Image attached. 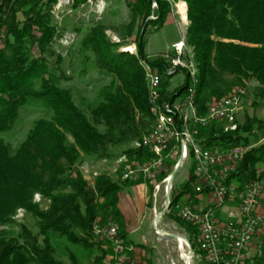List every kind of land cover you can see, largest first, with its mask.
Wrapping results in <instances>:
<instances>
[{"label": "trees", "instance_id": "16d2710c", "mask_svg": "<svg viewBox=\"0 0 264 264\" xmlns=\"http://www.w3.org/2000/svg\"><path fill=\"white\" fill-rule=\"evenodd\" d=\"M56 2L0 0V264H67L61 256L70 264H81L68 245L88 250L94 257L92 264H105L109 251L98 248L94 234L102 215L113 219L126 245H133L118 208L123 185L105 175L92 185L79 166L85 157L112 159L113 148L141 139L153 127L140 61L165 74L168 64L150 60L145 53L146 34L149 25L164 26L173 3L187 4V44L194 50L199 71V114L207 115L214 100L223 99L234 85L249 79L258 84L255 90L264 98V0H135L132 13L143 22L137 33V57L124 51L126 45L108 40L101 23H95L79 40L76 58L83 64L82 73L91 67L111 81L100 91L95 107L87 103L86 109L77 105L72 88L61 86L70 77L61 68L64 57L54 48L59 32L51 8ZM73 2L76 9L87 4L86 0ZM153 2L159 8L155 22L148 21ZM189 81L187 76L183 87L171 91L164 79L159 103L176 100ZM34 102L43 104L51 117L35 120L14 152L3 135L14 129L21 110ZM253 131L263 138L264 120L247 117L237 132L226 134L217 123L201 129L199 139L209 149H229L254 143L250 140ZM134 155L142 159L148 154L144 150L129 152L130 157ZM263 165L264 146L253 148L226 181L239 186L264 183ZM196 182L192 168L183 189L173 198L171 213L184 196H197ZM35 195L40 196V203L34 201ZM19 209L33 220L32 226L14 219ZM170 216L195 234L192 226ZM193 238L190 241L201 257L199 264H207ZM129 255L133 257V251ZM144 262L153 264L148 258Z\"/></svg>", "mask_w": 264, "mask_h": 264}, {"label": "rangeland", "instance_id": "374dc122", "mask_svg": "<svg viewBox=\"0 0 264 264\" xmlns=\"http://www.w3.org/2000/svg\"><path fill=\"white\" fill-rule=\"evenodd\" d=\"M102 3H100L99 9L96 8V10H92V8L90 9L87 4H80V8L78 7L76 9L75 2L69 3V0H57V2L51 8V14H53L54 21L59 32L58 44L55 43L54 48L64 57V63L61 65V68L67 73L68 77H70V81L62 82L61 86L65 88H72L75 95L73 98H75L77 105L84 109L87 108L85 106L87 103L88 105L95 107L99 100L98 96L100 91L102 88L109 85L111 81V79L109 77L107 78V76H105L103 73H98L97 71H94V69L92 71L91 67L86 68V73H82L83 64L81 60L76 58L78 51L76 50V47L80 43L79 40L84 37V35L87 33V30H89L92 25H95V23L98 22L101 23L104 30L106 31L108 40L116 44L121 43L122 45H126L125 49L122 48L121 51L123 49L126 50L129 46L133 47L132 52H126L133 54L136 57L138 56L136 44L137 33L139 32L140 27L143 25V22L141 18H135L134 13H132V7L135 6V0H103ZM183 3L185 2H178L176 5L173 3V6L171 7V13L166 17L163 27L156 29L157 27L155 28V26L149 25L147 28V46L145 50L147 57L150 60H163L168 64L165 74L160 75L159 71L149 65L148 62L143 60L140 61L141 67L144 69L146 74L150 102L152 93V75L160 76V90L162 81L165 79L166 82L168 81L167 83H169V88L171 91L179 90L184 86L186 77H190L188 74L190 71L188 68L182 67V65H177L175 68L173 67L172 69L174 70L168 73L169 69H171L172 60H175L178 57L176 50L177 44L184 43L181 49L182 54L180 56L183 60V63L193 62V67L196 65L194 50L187 44V32L190 24L188 20L187 4L185 3L186 6L184 4L185 13H187L186 19L183 18V15L178 8V5ZM151 10L152 13L148 21L155 22L158 20L159 12L158 4L156 2H153ZM19 17L21 20H23L21 13L19 14ZM186 63H184V65H186ZM195 69L198 73L197 65ZM230 81L232 82V79H230ZM257 85L258 84L255 81L249 79L248 81H245L244 84L234 85L232 91L223 99L214 100L220 104L224 100L234 96L238 90L244 93L242 95L243 98L240 104L241 109L238 111L236 116V130L226 132L225 128L229 125L226 121H219V124H221L225 134L237 132L239 126L245 123L247 117H250V119L256 117L259 120H264V98L260 97V95H258V91L255 90ZM189 86L190 81L182 95L179 94L176 100L169 101L167 103H174L176 101L177 104H180L181 101L186 97ZM82 98L85 100L82 101ZM82 102L84 104H82ZM160 104L162 105L163 103ZM210 105L208 106V112ZM151 106L154 119L153 123L155 124L158 120L156 117L157 115L155 116V112L157 113V108L159 107L157 106L155 109V107H153L155 104L153 103H151ZM194 106L196 109L195 111L197 113V118L207 117L208 112L205 116L199 114V108L197 107V94L196 100L194 101ZM153 110H155V112ZM184 114L185 113H182V116ZM50 117L51 114L40 102L29 104L21 110L20 118L17 121L14 129L8 133H5L3 137L12 147V151L15 152L21 143L26 139L28 132L33 126V122L39 118ZM194 120L195 119L193 118V121L191 122V125L188 126V128L193 132L196 131L197 134L194 135V140L200 144L202 142L201 139H199L200 130L210 128L212 125H215L218 122H210L203 126L200 123H195ZM153 128L154 127H152L151 130L141 139L138 138V140H134L130 144L113 148L111 150L112 159L99 161L94 158L85 157L79 166V169L83 173L85 179L92 185L94 184L96 178L103 175L109 177L111 180L119 181V183L123 185V190L119 194L118 208L120 210L119 205L122 203L121 209L128 216L129 221V223L125 222L126 232L129 237V241H132L133 245L124 244L125 242H123V240L119 237V230H117V238L121 242V247L115 245V241L112 240L108 235L107 229H104L102 234H97L96 230L94 234L97 236L96 239L100 243L98 248L107 252L109 251L108 255L106 256L105 264H146L144 260L147 258L151 259L153 264H199L201 257L196 254V251L194 250L190 240L191 237H194L193 240L197 246L196 249L198 248L199 250L200 248L199 245H197L198 242L196 240L199 239L200 230L182 216L181 212L185 206L190 207L193 212L197 213L199 211V213H201L203 210L214 208L213 210L218 222L223 224L233 222L237 227H241L243 225V210H249V215L253 217H246L244 220L249 218L255 219L257 221L252 240L250 241L247 248V254L250 258L249 262L252 263L253 260V262L260 261L264 263V221L263 217H261L264 215L262 213L264 212V183L250 182L244 183L243 186H239L236 183L228 184L226 181L228 178L227 177L225 181L221 182V187H218L216 189V193H214L215 188L209 189L206 185H204L203 178H199L198 174L196 173V163L193 160L191 150H188L191 149L189 144H187L186 141L184 142L177 139L176 137L171 139L172 142L169 141L167 143L168 148H166L165 151L162 152L161 157H159L162 161L161 167H156L152 172H150V174L154 173V177H145V174L142 173V169L144 165L150 164L152 160L156 158V155L151 153L146 148L141 149L136 146L134 147V145L141 142V140L147 136L153 130ZM179 128H182L181 124L178 121H175V131L178 132ZM100 129L104 130V127H100ZM251 134L250 140L255 142L250 143L249 146L240 145L238 147L234 146L229 149H221L219 147H211L209 149L203 145L202 147L205 151H214L215 149H218L226 153L234 149H243V160L246 154L253 148L264 146V137L262 138L260 133L253 131ZM141 150L146 151L148 155L141 157L142 159H138V155H134L133 157L129 156V152H139ZM172 161H174L175 164L171 166ZM239 162H237L236 168ZM129 167L134 170L136 169L137 171L132 178L128 177L124 179L123 177L127 173L125 171L126 169H129ZM192 168H194V176L197 181L195 190L198 186L201 187L202 190H196L197 196H184L180 200L179 205L176 207L173 213H171L169 210L171 206L170 203L173 201L174 196H177L183 189V186L189 178ZM175 169H177V174L175 178H173L174 181L170 191H168L170 183L169 178ZM219 169L220 167H215L213 171L211 170V172H217ZM260 169H264V165L260 166ZM165 182H168L165 190L170 193V197L164 206V187H162L161 192L158 195H156L155 192L156 189ZM215 194L218 196L220 194L222 198H225L222 203L223 206H218L220 203L217 204L218 197H215ZM198 198H201L200 203L198 202ZM251 199L252 201H250ZM34 201L36 203H40V196L35 195ZM245 201L250 204L246 206ZM156 209L159 213L162 212L163 216L162 219L156 221L158 222L157 225L155 224L156 222H154V212ZM251 209L253 212H251ZM165 211L166 213L163 215ZM170 214H172V216H178L180 220L192 226L194 228L195 234L193 235L191 232L186 230V226L176 222V220L172 218ZM14 219L18 222L27 223L28 226L33 225V220L29 216L25 218L23 209H19L16 212ZM258 220H260V222H258ZM104 221L105 225H101L104 224ZM110 224L113 225L114 228H118L117 224L113 223V219L111 217L109 218L102 215V218L100 217L98 219V221L95 223V226L99 225L103 229ZM128 224H131V227ZM160 229H162V231H160ZM133 230L136 232L129 235V232H132ZM167 235H177L178 237H181L187 241V245L184 248L185 251H183L185 252L184 254L187 255V251L192 250L193 256L190 262L186 263V261L183 259V252L179 247V241L168 238ZM137 246H144L146 250L139 248L140 250L137 252V254L139 253L140 256L137 254H134L133 257L130 256L129 252L133 251V247L136 248ZM68 247L74 252L81 264H92L94 257H92L91 254L89 255L88 250H81L69 245ZM251 250H255V253H252ZM94 253L97 254L96 252ZM61 258L67 264H70V261L67 257L61 256Z\"/></svg>", "mask_w": 264, "mask_h": 264}, {"label": "built area", "instance_id": "2783aa9c", "mask_svg": "<svg viewBox=\"0 0 264 264\" xmlns=\"http://www.w3.org/2000/svg\"><path fill=\"white\" fill-rule=\"evenodd\" d=\"M69 3H73V1L69 0ZM183 45L184 43L176 45L178 57L175 60H172L171 69H169L168 73L174 70L172 68L177 66L178 61H183L180 57ZM189 78L190 86L186 97L181 103L177 104L176 101L174 103L165 102V111H160L161 119H163V126H156V124H154L153 130L145 136L141 142L134 145V147L136 146L141 149L146 148L156 155V158L152 160L150 164L144 165L142 169V173L145 174V177L148 176L153 178L154 173L150 174V172L156 167H161L162 161L159 157H161L162 152L168 148L167 143L169 141L172 142L171 139L173 137L184 142L186 141L191 149H196V158H193L196 163V173L199 178H203L204 185L209 189L215 188L214 193H216V189L221 187V182L226 180L229 174L236 169L237 162L242 160L244 150L234 149L231 151L229 150L230 152L227 153L218 149H215L214 151H205L201 143L199 144L194 140V135L197 134L196 131L193 132L188 126L191 125L193 118L195 119V123H200L203 126L210 122L214 123L216 121L219 123V121H226L233 122V129L225 128V131H235L237 128L236 116L241 109L240 104L244 93L238 90L234 96H231L220 104L219 102L214 101L209 107L207 117L197 118L195 106L191 105L192 85L194 79L192 76ZM151 79L153 84V97H160L161 78L159 75H152ZM182 113L185 114L182 116ZM175 121H178L182 126L181 129L179 128L178 132L175 131ZM215 167H220V169L217 172H211ZM136 171V169L129 168L123 178H132ZM196 190L201 191L202 188L198 186ZM215 197H218L217 204L220 203L218 206H223L222 203L225 198H222L220 194L219 196L215 194ZM250 201H252V199ZM249 204L250 203L248 202L245 203L246 206ZM182 210V216L187 221L191 222V224L199 228V235H201L202 241H205L206 250L208 251L209 264H264L260 261L253 262V260L252 263L249 262L250 258L247 254V248L252 240L255 226L257 225L255 219L247 218L244 220L246 217H253L249 215V210H243L242 212L244 218H242L243 225L239 224L242 225L241 227L235 226V223L233 222H228L227 224L218 222L215 213L206 215L205 219H197V212H193L190 207L185 206ZM251 212H253L252 209ZM262 213L264 214V212ZM261 217H263L264 221V215ZM258 222H260V220H258ZM94 229L95 232L97 230V234H102L103 230L107 229L108 235L115 241V245L121 247V242L116 236L113 225H107L103 229L98 225L95 226Z\"/></svg>", "mask_w": 264, "mask_h": 264}, {"label": "bare ground", "instance_id": "6f19581e", "mask_svg": "<svg viewBox=\"0 0 264 264\" xmlns=\"http://www.w3.org/2000/svg\"><path fill=\"white\" fill-rule=\"evenodd\" d=\"M87 1V5L90 7V9L92 8V10H96V8L97 9H99V6H100V3H102V1L103 0H86ZM103 4V3H102ZM184 4L185 3H183V4H179L178 6V8H179V10H180V12H181V14L183 15V18L184 19H186V14L187 13H185V6H186V4H185V6H184ZM154 5L156 6V4L154 3ZM105 6V5H104ZM100 11H101V9H100ZM102 12H104V11H102ZM184 27V26H183ZM186 45V44H185ZM187 46V45H186ZM187 49V48H186ZM124 51H128V52H132L133 51V47H127V49L126 50H124ZM192 54V53H191ZM190 54V55H191ZM184 63H186V62H184ZM184 63H183V61H182V63H181V61H178L177 62V65H182V67H186V68H188V70L190 71V73L188 72V74H189V76H192V78L194 79V83H193V85H192V96H191V105H193L194 106V101L196 100V94H197V85H198V77H197V74L199 73V71H198V73H197V70L195 69V67H196V65H195V67H193V62L192 63H190V62H187L186 63V65H184ZM187 73V72H186ZM151 83H152V79H151ZM196 92V93H195ZM159 99H160V97H153V84H152V93H151V102L150 103H153V104H155V106H153V107H155V109H156V107L158 106L159 108H157V113L155 112V110H153L154 112H155V116L158 118V120H157V122L155 123L156 124V126H163V119H161V112L160 111H165V103H163L162 105L159 103ZM227 124L229 125V126H226V129H233V122H227ZM188 150H191V153H192V157L193 158H196V149H188ZM190 153V154H191ZM128 157V156H127ZM190 157H191V155H190ZM191 157V158H192ZM129 159V158H128ZM119 162V161H118ZM125 163H127V162H125ZM124 165V164H123ZM127 165V164H126ZM120 167H122V166H120ZM124 167V166H123ZM130 168V167H129ZM121 169V168H120ZM128 169H126V171H127ZM125 171V172H126ZM167 183L168 182H165V183H163L161 186H159L157 189H156V195H158L160 192H161V189H162V187H164V192H165V194H164V196H165V200H164V206L166 205V203H167V200H168V198L170 197V193H168V191L167 190H165V188H166V185H167ZM171 199V198H170ZM156 201H157V196H156ZM172 203V202H171ZM171 203H170V205H171ZM208 208H210V207H208ZM214 208H212V209H206V210H203V212H201V213H197V219H205L206 218V215H210V213H214V210H213ZM154 215H155V220H154V222H156V221H158V220H160V219H162L163 218V216H162V212L161 213H159L158 212V210L156 209L155 210V212H154ZM156 225L158 224V222H156L155 223ZM118 228L116 229L115 228V233H116V236H118ZM160 231H162V229H160ZM197 236V235H196ZM160 240V239H159ZM198 243H197V245H199V250L201 251V254H204V256H205V260H206V262H207V264H209V259H208V251L206 250V246H205V241H202V239H201V235H199V239L198 240H196ZM124 242V241H123ZM122 242V243H123ZM179 243V247H180V249L182 250V252H183V259L186 261V263H188V262H190V260L192 259V253L190 252V251H187V255H185L184 253V248L186 247V245H187V241L185 240V239H183V238H181L180 237V241L178 242ZM125 244V243H124ZM198 249V248H197ZM184 250V251H183ZM203 252V253H202ZM185 257V258H184ZM197 261H199V260H197Z\"/></svg>", "mask_w": 264, "mask_h": 264}, {"label": "water", "instance_id": "95a60500", "mask_svg": "<svg viewBox=\"0 0 264 264\" xmlns=\"http://www.w3.org/2000/svg\"><path fill=\"white\" fill-rule=\"evenodd\" d=\"M176 174H177V169H175L173 172H172V174L170 175V183H169V190L168 191H170V188H171V186H172V183H173V181H174V179L173 178H175V176H176ZM166 213V211L163 213V215ZM156 233V232H155ZM158 235V234H157ZM167 237L168 238H171V239H174L175 241H180V237H178L177 235H167ZM190 252L192 253V250H190Z\"/></svg>", "mask_w": 264, "mask_h": 264}, {"label": "crops", "instance_id": "0c3cea01", "mask_svg": "<svg viewBox=\"0 0 264 264\" xmlns=\"http://www.w3.org/2000/svg\"><path fill=\"white\" fill-rule=\"evenodd\" d=\"M200 200H201V198H198V202L200 203ZM122 203H120V205H119V207H120V210H121V212L123 213V215H124V219H125V222L126 223H129V221H128V216L124 213V211L121 209L122 207V205H121ZM129 225V224H128ZM130 227H131V224L129 225ZM134 232H136L135 230H133L132 232H129V235L130 234H132V233H134ZM132 242V241H131ZM140 249L139 248H134L133 247V254H137V252L139 251ZM252 251V253H255V250H251ZM138 256H140V254L138 253L137 254Z\"/></svg>", "mask_w": 264, "mask_h": 264}]
</instances>
